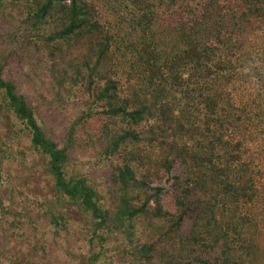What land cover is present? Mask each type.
<instances>
[{"label":"trees","instance_id":"obj_1","mask_svg":"<svg viewBox=\"0 0 264 264\" xmlns=\"http://www.w3.org/2000/svg\"><path fill=\"white\" fill-rule=\"evenodd\" d=\"M124 1L132 14L130 25L139 31L135 42L122 40L121 29L114 32L102 22L94 0H0L3 24L26 27L20 36L9 37L11 46L0 47L4 104L29 131L32 148L47 158L55 190L90 216L95 231L123 239L122 253L134 264H246L251 247L245 244L248 254L242 257L229 241L237 236L242 242L238 230L249 219L237 212L253 203L258 191L251 162L242 156L247 147L241 140L224 139L227 134L234 137L235 129L247 127L223 87L234 77L232 57L238 38L228 32L223 37L220 24L212 37L219 46L207 34V18L222 19L219 12L210 15L218 10L215 0L204 4L205 0H161L166 9L198 14L189 19L190 26L177 25L179 47L162 54L148 36L158 18L154 0ZM193 1L200 4L198 9L190 8ZM243 2L240 16L233 13L232 18L264 16V0ZM235 24L243 33L242 21ZM123 44L124 50L131 51L132 66L121 82L113 47ZM38 72L47 77L40 79L41 84L54 95L56 105H69L78 90L86 96L84 101H72L78 104L77 119L63 145L47 137L27 100L23 86L40 78ZM37 89L35 84L28 88ZM200 105L202 122L195 113L199 111L195 115L191 111ZM95 116L104 120L93 146L95 155L105 161L119 159L112 167L116 191L111 207L101 204L99 193L86 178L68 176L66 171L76 130ZM176 163L183 174L174 177L178 209L171 213L163 209L164 189L150 184L160 180L162 172L169 174ZM187 218L193 219L192 224L188 234L181 236ZM63 221L61 216H51L55 227ZM219 243L223 250L211 261L200 256Z\"/></svg>","mask_w":264,"mask_h":264},{"label":"rangeland","instance_id":"obj_2","mask_svg":"<svg viewBox=\"0 0 264 264\" xmlns=\"http://www.w3.org/2000/svg\"><path fill=\"white\" fill-rule=\"evenodd\" d=\"M159 1L161 0L153 1L158 18L153 21L148 36L156 41L162 54H168L179 47L181 33L177 25L182 22L190 26L189 19L196 18L195 15L198 14L188 16L187 12H182L177 7L166 9V5H160ZM243 1L215 0L219 7L210 15H217L219 12L222 19L207 18V34L219 46L212 37L218 28L216 25L220 24L224 31L223 37L228 36V32L233 39L238 38L239 47L235 51L234 47L232 57L234 65L231 71L234 72V77L225 81L223 87L247 127L235 129L234 137L227 134L224 139L241 140L247 147V152L242 156L246 162H251L250 169L258 191L256 200L237 212L238 216L245 215L249 219V223L238 230L242 242H238L237 236H231L229 246L238 249V254L244 257L248 254L244 249L245 244L249 245L252 255L246 264H264V103L261 102L264 99V16L242 19L245 30L243 33L237 31L235 23L241 21L232 18V15L234 13L237 17L240 16L238 14L244 10ZM94 2L102 22L107 23L114 32L121 29L119 33L122 40H138L139 31H134L130 25L132 14L125 9L127 3L124 0L110 2L111 4L104 0ZM204 2L209 3V0L201 1L203 4ZM195 7L198 9L200 4L197 1L190 2V8ZM25 28L6 26L0 13V47L4 43L11 46L9 37L20 36ZM117 46L113 47L116 63L118 62L117 79L124 82L131 71V51L124 50L125 44L118 46L119 48ZM38 76L41 77H35L29 85L25 82L23 86L27 100L36 109L38 124L47 137L63 145L68 128L77 119L78 104L75 106L72 101H84L86 96L81 95L78 92L80 90L75 91V97L69 101V105L66 102L65 105L58 106L52 101L54 95L47 93L41 84L40 79L45 81L47 77L39 72ZM33 84L38 88L35 92L28 90ZM178 98L176 95V99ZM258 104L262 107L259 108ZM192 108L193 106L192 114L199 111L195 113L200 121L203 120V106L194 110ZM103 124V118L95 116L83 129L76 130L73 146L68 151L66 171L68 176L86 178L99 193L101 204L111 207L116 191L111 173L119 159L114 157L105 161L95 155L93 146L101 136ZM30 138L29 131L6 108L0 94V264H134L131 258L122 253L121 248L125 246L123 239L95 231L90 216L55 190L53 179L47 173V158L32 148ZM182 174V167L176 163L169 174L162 172L161 179L150 184L151 187L164 189L163 209L171 213L178 209L175 203L178 191L174 186V177H182ZM52 215L64 218L59 227L52 224ZM192 220L185 219L179 233L181 236L188 234ZM96 235L104 236L105 240H98ZM222 250L219 243L214 249L199 254L209 262Z\"/></svg>","mask_w":264,"mask_h":264}]
</instances>
